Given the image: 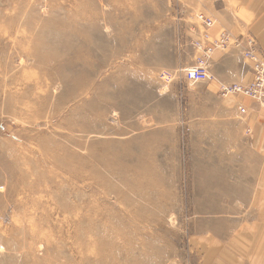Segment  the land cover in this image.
Wrapping results in <instances>:
<instances>
[{
    "label": "rangeland",
    "instance_id": "rangeland-1",
    "mask_svg": "<svg viewBox=\"0 0 264 264\" xmlns=\"http://www.w3.org/2000/svg\"><path fill=\"white\" fill-rule=\"evenodd\" d=\"M239 49L264 0H0V264H264V108L208 72Z\"/></svg>",
    "mask_w": 264,
    "mask_h": 264
},
{
    "label": "built area",
    "instance_id": "built-area-1",
    "mask_svg": "<svg viewBox=\"0 0 264 264\" xmlns=\"http://www.w3.org/2000/svg\"><path fill=\"white\" fill-rule=\"evenodd\" d=\"M198 21L206 28H211L213 23L211 19L204 17L202 14L198 16ZM204 40H209L208 33L204 34ZM223 42V39H219V41H213L210 43V50H213L215 47L220 46ZM251 42L249 43V45ZM198 47H201L198 45ZM237 48V47H236ZM244 58L250 61L252 76L246 87L242 88L239 85H233L228 89L224 88V91H232L234 93H242L243 95L251 98L254 101H258L264 106V63H262L261 59L255 56V52L252 50H242ZM185 78L188 83L191 85H195L197 83L205 82L210 77L205 69L204 61H199V63L188 69L186 71ZM241 112H245L243 107L239 109Z\"/></svg>",
    "mask_w": 264,
    "mask_h": 264
},
{
    "label": "crops",
    "instance_id": "crops-1",
    "mask_svg": "<svg viewBox=\"0 0 264 264\" xmlns=\"http://www.w3.org/2000/svg\"><path fill=\"white\" fill-rule=\"evenodd\" d=\"M229 52L227 53V56H225L224 54L219 55L218 58L211 57L208 72L213 79L212 82L217 83V86L224 84L245 85L246 83H248L251 75L250 63H246L245 60H242V62L238 64L236 62L229 61V59L227 60L226 58L231 55ZM255 52L259 56V58H263L264 60V54L262 55L257 51Z\"/></svg>",
    "mask_w": 264,
    "mask_h": 264
},
{
    "label": "bare ground",
    "instance_id": "bare-ground-1",
    "mask_svg": "<svg viewBox=\"0 0 264 264\" xmlns=\"http://www.w3.org/2000/svg\"><path fill=\"white\" fill-rule=\"evenodd\" d=\"M198 23H199V21H198ZM227 35V34H226ZM209 42V41H208ZM228 42V41H227ZM200 48V47H199ZM198 48V49H199ZM243 48V47H242ZM252 49V48H251ZM254 49V48H253ZM239 50H241V49H239ZM240 53H242V55H243V52H242V50L241 51H239ZM255 56L257 57V58H259V56L256 54V52H255ZM260 59V58H259ZM262 63H264L263 61H261ZM208 81V80H207ZM206 82V81H205ZM204 82V83H205ZM231 85H234V84H231ZM233 94V93H232ZM252 100V99H251ZM252 101H254V100H252ZM254 102H256L257 104H259L262 108H264V106L261 104V103H259L258 101H254Z\"/></svg>",
    "mask_w": 264,
    "mask_h": 264
}]
</instances>
